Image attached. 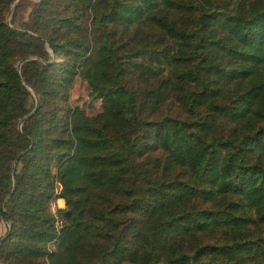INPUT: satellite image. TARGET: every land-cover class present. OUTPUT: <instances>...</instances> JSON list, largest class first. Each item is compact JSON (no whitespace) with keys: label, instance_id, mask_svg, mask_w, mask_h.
<instances>
[{"label":"trees","instance_id":"trees-1","mask_svg":"<svg viewBox=\"0 0 264 264\" xmlns=\"http://www.w3.org/2000/svg\"><path fill=\"white\" fill-rule=\"evenodd\" d=\"M15 1L0 264H264V0H40L9 25ZM77 76L103 116L70 104Z\"/></svg>","mask_w":264,"mask_h":264},{"label":"rangeland","instance_id":"rangeland-1","mask_svg":"<svg viewBox=\"0 0 264 264\" xmlns=\"http://www.w3.org/2000/svg\"><path fill=\"white\" fill-rule=\"evenodd\" d=\"M17 1L18 0H16L14 2L13 6L11 7V10L9 11V13L7 15V23L9 25H11V22H12V19L14 17L15 10H16V7L18 6V4H23L22 10L19 11L17 14L18 24H21V23L27 21L33 5L40 0H20L15 5V3ZM20 63L21 62H18L17 66ZM33 94H35V93H33ZM37 98H36V100H37ZM38 100H39V98H38ZM69 100H70V104H72L73 106L80 107L90 117L103 116L105 114V106H104L103 102L101 100L94 99V97L92 95V91H91L88 83L85 80H83L80 76H77L75 78L74 83H73L71 89L69 90ZM39 104H40V101H39ZM39 104H37L36 109L39 107ZM36 109L33 112H35ZM19 127L21 128V123H20ZM53 173L54 174L56 173V166L55 165L53 166ZM60 193H61V186H60V184L57 183L56 184V196L59 197ZM65 208H66L65 201L63 199H59V198L55 202H53V204L51 206V213H52V216H54L55 227L57 230H60L61 227L63 226L64 222H65V218H64V216H62L59 213V210H62ZM53 211H54L55 215L53 214ZM10 228H11V224L6 223V222L0 223V239H2L0 241V245H1L2 241L6 238L8 230ZM262 234L264 235V228H263ZM51 248L53 249V247H51Z\"/></svg>","mask_w":264,"mask_h":264},{"label":"water","instance_id":"water-1","mask_svg":"<svg viewBox=\"0 0 264 264\" xmlns=\"http://www.w3.org/2000/svg\"><path fill=\"white\" fill-rule=\"evenodd\" d=\"M20 0H18L16 3H15V5L19 2ZM32 60V58H27V59H25V60H23L19 65H18V70L20 71L21 70V66H22V64H24L25 62H28V61H31ZM37 98V97H36ZM37 104H39V100H38V98H37ZM34 113V112H33ZM33 113H31L29 116H27L22 122H21V126H22V124L24 123V122H26L27 121V119L29 118V117H31L32 115H33ZM15 167H16V163L14 164V166H13V171L15 170Z\"/></svg>","mask_w":264,"mask_h":264},{"label":"built area","instance_id":"built-area-1","mask_svg":"<svg viewBox=\"0 0 264 264\" xmlns=\"http://www.w3.org/2000/svg\"><path fill=\"white\" fill-rule=\"evenodd\" d=\"M53 214H54V211H53ZM55 215V214H54ZM60 229V228H59Z\"/></svg>","mask_w":264,"mask_h":264}]
</instances>
